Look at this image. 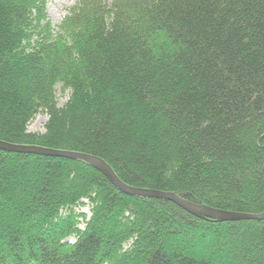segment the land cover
I'll return each mask as SVG.
<instances>
[{"label": "trees", "instance_id": "1", "mask_svg": "<svg viewBox=\"0 0 264 264\" xmlns=\"http://www.w3.org/2000/svg\"><path fill=\"white\" fill-rule=\"evenodd\" d=\"M46 3L0 0V140L264 212V0H74L56 27ZM0 264H264V219L196 217L85 161L0 150Z\"/></svg>", "mask_w": 264, "mask_h": 264}, {"label": "water", "instance_id": "2", "mask_svg": "<svg viewBox=\"0 0 264 264\" xmlns=\"http://www.w3.org/2000/svg\"><path fill=\"white\" fill-rule=\"evenodd\" d=\"M0 150L2 151H12V152H25V153H34L47 156H60L70 159H79L87 162L92 167L100 171L119 191L130 196H141L149 198H159L166 199L188 213L200 217L208 218L213 217L217 218L220 221H237L243 219H254L262 220L264 219V212L258 214H248V213H239L233 211H225L221 209L212 208L203 204L194 203L186 199L180 198L171 192L158 191L152 189H144L131 185H127L122 182L116 174L113 172L111 167L101 158L94 156L92 154L72 152V151H63L55 150L44 147L30 146V145H18L12 144L6 141L0 140Z\"/></svg>", "mask_w": 264, "mask_h": 264}, {"label": "rangeland", "instance_id": "3", "mask_svg": "<svg viewBox=\"0 0 264 264\" xmlns=\"http://www.w3.org/2000/svg\"><path fill=\"white\" fill-rule=\"evenodd\" d=\"M74 4V0H47L46 14L51 24L56 25L61 21L63 16L67 14V10ZM68 90H62L61 85L56 86V97L58 106H62L68 98ZM47 116L44 113H38L29 123L28 130L31 132H42ZM87 213V211L85 210ZM72 240V239H71Z\"/></svg>", "mask_w": 264, "mask_h": 264}]
</instances>
